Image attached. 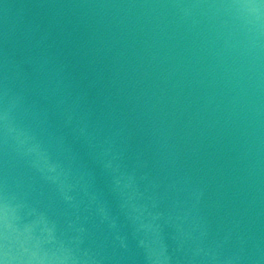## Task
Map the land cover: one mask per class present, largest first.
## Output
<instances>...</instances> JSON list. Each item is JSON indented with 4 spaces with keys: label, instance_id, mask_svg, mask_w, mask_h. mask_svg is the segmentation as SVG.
Segmentation results:
<instances>
[{
    "label": "water",
    "instance_id": "95a60500",
    "mask_svg": "<svg viewBox=\"0 0 264 264\" xmlns=\"http://www.w3.org/2000/svg\"><path fill=\"white\" fill-rule=\"evenodd\" d=\"M0 264H264V0H0Z\"/></svg>",
    "mask_w": 264,
    "mask_h": 264
}]
</instances>
